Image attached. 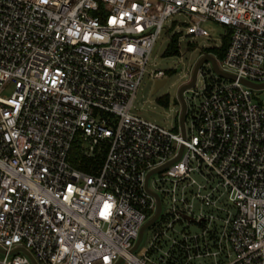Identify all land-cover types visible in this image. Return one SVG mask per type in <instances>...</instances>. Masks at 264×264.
Instances as JSON below:
<instances>
[{"label": "built area", "instance_id": "built-area-1", "mask_svg": "<svg viewBox=\"0 0 264 264\" xmlns=\"http://www.w3.org/2000/svg\"><path fill=\"white\" fill-rule=\"evenodd\" d=\"M178 13L187 34L207 36L205 19L228 28L223 56L208 52L234 75L213 71L189 97L197 70L183 92L184 136L179 121L173 131L131 111L150 49ZM240 79L264 82V0H0V264H34L15 247L35 264H186L182 250H197L199 235L171 222L140 254L130 248L155 211L150 191L160 202L170 195L171 221L206 219L210 237L216 215L177 206L190 173L205 181L201 205L225 212L226 260L214 264H264V100L252 96L264 88ZM73 145L86 170L70 161ZM181 145L148 176V191L146 174ZM218 185L233 210L211 198Z\"/></svg>", "mask_w": 264, "mask_h": 264}, {"label": "rangeland", "instance_id": "rangeland-1", "mask_svg": "<svg viewBox=\"0 0 264 264\" xmlns=\"http://www.w3.org/2000/svg\"><path fill=\"white\" fill-rule=\"evenodd\" d=\"M189 23L188 16L184 13L172 14L168 17L166 21L167 30L163 29L160 31L150 49L145 71L138 83L132 101V112L173 131L177 129L180 109V103L177 98L178 87L189 79L191 69L201 53L200 48H218L222 38L228 33V28L224 25L211 19H205L200 22V26L207 30V36L187 34L185 26ZM168 47L169 52L165 53ZM159 69L164 71L165 82L153 92L154 79L152 78V73ZM212 74L213 70L210 66L203 64L202 72L198 77L196 85L190 91H187L185 95L190 97L194 92L199 91L201 85ZM252 96L256 100H264V89L252 90ZM161 97L164 98L163 103L159 101ZM153 177L156 178V176H151L149 181L151 186ZM191 178L195 180L194 183L191 182ZM202 183H205L204 179L196 173H190V177L179 181L176 185V195L180 197L182 194L184 201L178 202L177 206L180 207L181 204L191 203L195 213L201 209L203 213L212 212L216 215L217 218L209 224L210 237L206 235L204 239L201 235V230L207 226L206 219L201 222H198L197 218L193 222H187L183 219L171 221L174 215L168 213L171 205L170 195L161 193L160 216L153 224L144 229L141 241L135 250L137 254H140L147 247L154 232L161 231L168 222H171L175 230H184L190 234L196 233L199 235L196 240L198 243L197 250H182L183 254L180 258L186 260V264H214L215 262L220 263L226 260L228 246L223 238L220 239L219 237V217H223L225 212L220 210V208L201 205L202 201L195 194L197 192V184ZM215 183H217L216 178L203 188H200L199 192H207ZM164 185L169 187L170 182ZM221 191L222 188L219 185L216 186L211 193V198L217 197ZM217 205L224 209H234L226 200V193L218 196ZM171 229L169 228L166 233L167 235H172L173 231ZM159 240L161 248H166L168 240L165 236H162ZM153 254H156V250H154ZM188 254L191 255L189 259H187Z\"/></svg>", "mask_w": 264, "mask_h": 264}, {"label": "water", "instance_id": "water-1", "mask_svg": "<svg viewBox=\"0 0 264 264\" xmlns=\"http://www.w3.org/2000/svg\"><path fill=\"white\" fill-rule=\"evenodd\" d=\"M201 50V53L199 55V57L197 58V60L195 61L192 69H191V73H190V77L189 79L187 80V82H183L179 87H178V90H177V98H178V101L180 103V112H179V116H178V121H179V125L181 127V132H182V136H184V128H183V121H184V117H185V108H186V103H185V99H184V96H183V92L189 88H191L193 85H194V82H195V79H196V74H197V70L206 62H209L210 63V67L211 69L218 75L222 76V77H227V78H234V75L231 74V73H228L226 71H223L221 69H219L218 65H217V62H216V59L215 57L209 53L208 51H206L204 48H200ZM240 81H242L244 84H246L247 86L251 87V88H254V89H260V88H264V82L263 83H254V82H251V81H248V80H245V79H240ZM165 82V78H162V79H157L154 81V86H153V92L159 87L161 86L163 83ZM182 150V145L180 146V149H179V153L176 157H174L173 159L165 162L164 164L150 170L147 174H146V178H145V188L148 190L147 188V179H148V176L157 171V170H160L162 168H164L165 166H167L168 164H170L172 161H174L175 159L178 158L180 152ZM149 191V190H148ZM150 193L153 194V196L155 197V201H156V206H155V211L154 213L141 225V227L139 228V231H138V235H137V238L134 242V244L132 245V247L130 248V251H133L136 249L137 245L139 244L141 238H142V235H143V231L146 227H148L153 221H155L160 213V210H161V202H160V198L158 196V194L156 192H153V191H150ZM186 220L188 219H193L192 217H189L185 214L182 215ZM21 250L23 251L24 253H26L29 258L32 260V262L35 264V261L34 259L32 258L31 254L23 247H15L13 249L10 250V252H13L15 250ZM0 251H3L1 248H0ZM121 259L119 258L117 263L120 261Z\"/></svg>", "mask_w": 264, "mask_h": 264}, {"label": "trees", "instance_id": "trees-1", "mask_svg": "<svg viewBox=\"0 0 264 264\" xmlns=\"http://www.w3.org/2000/svg\"><path fill=\"white\" fill-rule=\"evenodd\" d=\"M228 39H229V30H228V33L224 36V38H222L221 44H220V46L218 48H209V49H205L204 48V49L206 51L213 52L216 55V57L218 59H220L223 56V54H224V51H225L227 43H228ZM168 52H169V47L166 49L165 53H168ZM159 101L161 103H163L164 102V98L163 97L159 98ZM77 157H78V150H77L76 146L73 145L72 149H71V151L69 153L70 161L74 165H76L78 168L86 170V166L81 165V164H79V165L75 164V162L77 160Z\"/></svg>", "mask_w": 264, "mask_h": 264}]
</instances>
